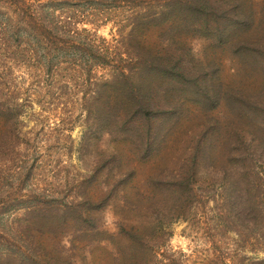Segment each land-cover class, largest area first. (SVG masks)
<instances>
[{
  "label": "rangeland",
  "instance_id": "1",
  "mask_svg": "<svg viewBox=\"0 0 264 264\" xmlns=\"http://www.w3.org/2000/svg\"><path fill=\"white\" fill-rule=\"evenodd\" d=\"M232 1H241L247 13L259 18L263 0H209L219 15L220 9L229 10L219 17V25L218 18L211 19L207 33L169 34V24H164L138 35L140 43H129L132 51L176 58L184 54L186 68L169 91L178 100L175 108L157 116L150 137L146 128L140 145L139 137L118 138L110 127L94 125L101 104L86 108L89 98L103 90L101 85L114 79L118 62L90 72L84 62L71 69L61 64L54 67L58 74L50 83L26 93L33 83L31 67L37 65L26 51L21 57L7 49L3 34L6 24H21L20 9L27 11L34 0L10 8L0 0V83L8 100L0 112V137L6 136L0 154V264H264V211L255 233L228 230L220 215L221 174L199 159L197 174L189 176L197 145H214L210 159L217 171L226 162L222 128L239 126L227 91L253 95L264 87V75H251L235 54L237 39L224 42L210 35L218 26L230 28L233 16L242 15L240 8L231 10ZM159 2L145 0L140 13ZM105 7L95 5L88 15L92 23L79 28L96 31L106 41L99 45H109L112 52L122 47V34H131V27L122 25L129 23L133 9L127 2L109 6L106 21ZM248 36L258 38L254 30ZM120 67L126 75L137 69L128 59ZM182 176L189 178L185 194L174 195ZM161 181L167 184L164 192ZM85 196L94 202L89 218L80 215ZM39 209L50 218L32 214ZM131 229L144 239L132 240Z\"/></svg>",
  "mask_w": 264,
  "mask_h": 264
},
{
  "label": "trees",
  "instance_id": "2",
  "mask_svg": "<svg viewBox=\"0 0 264 264\" xmlns=\"http://www.w3.org/2000/svg\"><path fill=\"white\" fill-rule=\"evenodd\" d=\"M18 1L26 0H6L5 4L10 8L17 5ZM144 1L34 0L27 11L20 9L18 16L21 24H17L15 28L6 24L3 42L7 49L11 48L14 52H19L21 57H24L26 51L30 56L28 59L37 65L35 68L30 65L34 73H30L29 77L33 83L26 93L36 92V88L41 89L50 83V77L58 74L54 67H61V64H68L71 69L80 67L84 62L85 66L90 64L87 66V72H90L92 68H104L118 62L114 79L101 85L103 90L96 91L97 94L89 98L86 108L90 110L92 106L96 108L97 103L98 106L101 104L99 108L103 110L93 118L94 125L110 127V132L118 138L139 137L140 145L144 144L145 129H148L149 134L151 123L156 121L157 116L171 112L175 108V101L178 100L172 95L169 96V91L174 88V81L185 76L186 68L182 66L184 54L176 58L151 54L143 49L132 51L129 43L134 41L140 43L137 40L138 35L152 28H160L164 24H169V28L165 30L169 34L190 30L205 34L212 28L211 19L216 21L218 18L217 25H219V17L229 10L220 9L221 15H219L216 12L218 10L210 5L209 0H156L160 1L159 4L150 6L145 12L140 13L142 9L139 6ZM123 2L132 5V13L127 17L129 23L122 25L123 28L131 27V34L124 37L121 31L122 47L117 46L118 48L111 52L109 45L104 44L102 47L99 45L106 41L100 39L96 31L90 32L86 28L79 27L81 24L92 23L88 15L90 11H94L95 5L106 6L102 14L107 21L106 14H111L112 11L109 6L114 8L117 3ZM232 3L231 10L240 8L239 12L242 15L233 16V22L229 24L230 28L218 26L210 35L224 42L237 39L233 49L242 59L243 65L249 66L251 75L258 76L259 73L264 75V0L257 20L254 18L255 12L247 13L241 1H232ZM121 22L116 24L120 25ZM251 30L257 32L256 41L248 36ZM164 32L163 36H165ZM166 40L168 43H173L170 37ZM123 49L126 52L123 53ZM123 54H127V59L134 61L137 67L135 71H130L131 75H126L123 67H120L127 60L122 57ZM143 64L144 67L141 66ZM146 80L150 84H147ZM204 95L207 101L212 100L208 92H204ZM227 95L239 126L232 129L229 124L227 128H222L223 137L227 138L224 144L227 152L226 162L220 167V171H217L215 163L210 159L214 145L211 143L207 149L202 148V144L199 147L197 145L189 167L193 172L189 176L193 179L197 174L195 170L199 159L209 164L212 173L219 172L223 180L221 195L223 202L220 210L223 226H227L228 230L231 228L237 234L244 233L248 229L255 233L252 229L257 226L259 215L264 211V208L260 207L261 196L264 194V87L261 92L253 95L232 88L227 91ZM218 96H221L220 93H217L215 98H219ZM6 103L8 104V100L0 83V112L4 110ZM3 138L6 136L0 137V154L3 150L1 146ZM187 180H189L187 176L181 177L175 185L177 192L174 195L185 194ZM166 185L161 181L159 190L164 192L167 189ZM93 204L91 199L83 197L79 206L82 210L80 215L89 218ZM42 210L39 209L32 214L43 219L50 218ZM128 234L132 240L144 239L140 234H136L134 229Z\"/></svg>",
  "mask_w": 264,
  "mask_h": 264
}]
</instances>
